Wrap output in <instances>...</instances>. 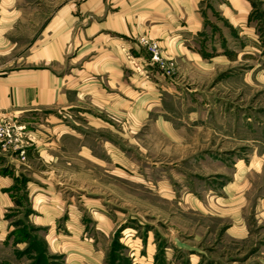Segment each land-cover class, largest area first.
<instances>
[{"label": "rangeland", "instance_id": "rangeland-1", "mask_svg": "<svg viewBox=\"0 0 264 264\" xmlns=\"http://www.w3.org/2000/svg\"><path fill=\"white\" fill-rule=\"evenodd\" d=\"M59 2L0 0L15 44L0 73L26 64L14 56L41 23L27 8ZM253 7L224 55L179 66L139 39L145 84L0 146V264H264V0Z\"/></svg>", "mask_w": 264, "mask_h": 264}, {"label": "crops", "instance_id": "crops-1", "mask_svg": "<svg viewBox=\"0 0 264 264\" xmlns=\"http://www.w3.org/2000/svg\"><path fill=\"white\" fill-rule=\"evenodd\" d=\"M255 1L61 0L41 10L28 7L32 19L39 17L41 23L27 53L14 56L26 64L0 73V115L25 124L29 136V127L39 121L57 125L68 109L86 100L100 99L102 106L113 107L114 93H130L131 81L146 83L130 65L143 58L139 39L156 42L164 57L179 66L208 61L224 55L225 29L239 32ZM5 32L0 28V55L15 47ZM155 87L167 95L178 93L165 81L158 80ZM58 128L63 130L59 135L65 134L66 127Z\"/></svg>", "mask_w": 264, "mask_h": 264}, {"label": "built area", "instance_id": "built-area-1", "mask_svg": "<svg viewBox=\"0 0 264 264\" xmlns=\"http://www.w3.org/2000/svg\"><path fill=\"white\" fill-rule=\"evenodd\" d=\"M141 43L148 44L149 51L152 55L151 59L157 61L158 46L156 43H149L148 40L141 38ZM26 126L19 123L15 118L8 114L0 115V146L5 148L9 143L17 141L24 135Z\"/></svg>", "mask_w": 264, "mask_h": 264}]
</instances>
